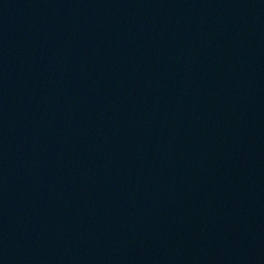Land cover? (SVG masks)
I'll list each match as a JSON object with an SVG mask.
<instances>
[{"label":"water","instance_id":"95a60500","mask_svg":"<svg viewBox=\"0 0 264 264\" xmlns=\"http://www.w3.org/2000/svg\"><path fill=\"white\" fill-rule=\"evenodd\" d=\"M0 264H264V0H0Z\"/></svg>","mask_w":264,"mask_h":264}]
</instances>
